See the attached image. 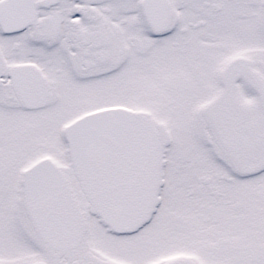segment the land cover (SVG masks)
Listing matches in <instances>:
<instances>
[{
    "label": "snow or ice",
    "instance_id": "6c2138e0",
    "mask_svg": "<svg viewBox=\"0 0 264 264\" xmlns=\"http://www.w3.org/2000/svg\"><path fill=\"white\" fill-rule=\"evenodd\" d=\"M0 264H264V0H0Z\"/></svg>",
    "mask_w": 264,
    "mask_h": 264
}]
</instances>
